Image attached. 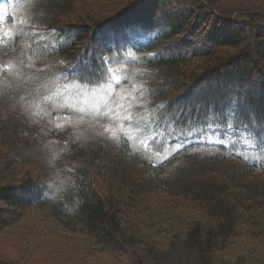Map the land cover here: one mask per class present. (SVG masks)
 Instances as JSON below:
<instances>
[{
  "label": "trees",
  "instance_id": "obj_1",
  "mask_svg": "<svg viewBox=\"0 0 264 264\" xmlns=\"http://www.w3.org/2000/svg\"><path fill=\"white\" fill-rule=\"evenodd\" d=\"M39 1L46 13L45 30L56 39L52 55L62 76L98 82L104 77L107 56L130 48L139 56L138 65L156 72L149 95L160 108L159 121L173 123L181 133L201 125L241 131L252 138L256 149L264 148V8L222 13L213 0H192L193 7L163 12L159 24L146 29L131 22V10L144 0H118L110 10L103 7L68 22L75 17V6L86 0ZM133 32L139 34L134 43L128 39ZM109 35L121 40L115 46L105 45ZM179 38L185 40L183 47L164 49ZM78 67L98 70L82 77L73 71ZM32 133L25 121L16 126L0 121V148L12 154L11 161L0 167V202L13 211L30 206L48 209L63 232L82 230L91 247L133 248L136 264L162 261L176 251L187 264H246L247 254L255 251L252 246L244 255L234 250L226 257L217 253L227 246L235 248L242 231L249 240L264 243V218L259 212L264 208V180L252 175L264 174V166L233 150L201 152L185 145L156 163L125 139L108 149L74 148L69 157L76 156L78 168L62 188L53 191L28 158ZM16 164L29 165L31 170ZM150 195L165 197L174 212L164 211L161 221L152 219L141 226L125 223L121 215L144 204ZM187 204L203 219L176 213ZM9 208L4 211L14 214ZM165 224L171 234L167 240L138 233L144 227L159 231Z\"/></svg>",
  "mask_w": 264,
  "mask_h": 264
},
{
  "label": "rangeland",
  "instance_id": "obj_2",
  "mask_svg": "<svg viewBox=\"0 0 264 264\" xmlns=\"http://www.w3.org/2000/svg\"><path fill=\"white\" fill-rule=\"evenodd\" d=\"M213 1L222 13L264 8V0ZM117 2L86 0L75 6V17L66 21L81 18L82 13H96L103 7L110 10ZM192 2L144 0L131 10V22L140 28H151L159 24L163 12H182L193 7ZM157 8L160 10L156 11ZM45 14L39 0H0V121L12 126L25 121L32 126L34 133L31 135L28 148L31 155L28 158L37 165L38 172L44 174L43 178H48L53 191L62 188L78 168L76 156L74 159L69 157L71 149L88 150L92 146L108 149L111 143L124 139L135 151L156 163L185 145H193L201 152L226 147L264 166V148L256 149L252 138L244 132L219 131L201 125L181 133L173 123L159 121L157 115L160 108L152 104L149 95V84L155 79L156 72L138 65L136 60L139 56L130 48H121L107 56L104 77L98 82L89 84L62 76L52 55L56 47L55 36L45 30ZM223 29L221 33H225ZM138 35L137 32L128 33L133 43ZM141 35L144 36L143 33ZM118 38L109 35L104 43L114 46ZM181 38L167 48L183 47L185 40ZM139 39L142 41L143 37ZM79 43L83 47V43ZM215 83L213 80L212 85ZM97 109L101 114H97ZM127 117L131 118V122ZM10 159L12 154L6 148H0L1 169ZM16 165L20 169L31 170L29 165ZM252 175L264 180L262 173L252 172ZM144 201L141 206L121 215L125 223L141 226L152 219L161 221L164 211L168 214L174 212L169 200L162 195H150ZM7 208L5 203L0 202V211ZM175 210L191 220L203 219L201 212L188 204ZM13 212H1L0 263L136 264L133 248L119 244L105 250L99 245L91 247L89 242H85L82 230L77 233L63 232L53 223L48 209L30 206L22 212ZM259 212L264 218V208ZM261 218L258 220L262 221ZM160 229L162 231L144 227L138 233L145 238L167 240L171 235L167 232V225ZM243 233L235 248L227 246L217 255L226 257L230 250L244 251V255L252 246L255 251L253 256L247 254L246 264H264L263 241L249 240ZM182 242L185 245L184 240ZM179 253L176 251L165 260H150L147 264H187L183 263Z\"/></svg>",
  "mask_w": 264,
  "mask_h": 264
},
{
  "label": "snow or ice",
  "instance_id": "obj_3",
  "mask_svg": "<svg viewBox=\"0 0 264 264\" xmlns=\"http://www.w3.org/2000/svg\"><path fill=\"white\" fill-rule=\"evenodd\" d=\"M100 60H101V64H103V57H101ZM97 70H98L97 68H91V67H85V68L78 67V68L73 69L74 72H77L82 77L94 75ZM81 111H83V110H81ZM97 114H101L100 109H97ZM127 119H129V121L131 122L130 117H127ZM106 131H107V129H106ZM212 134L215 135V132H213ZM113 137H115V133H113ZM222 140H223V137H221V141Z\"/></svg>",
  "mask_w": 264,
  "mask_h": 264
}]
</instances>
